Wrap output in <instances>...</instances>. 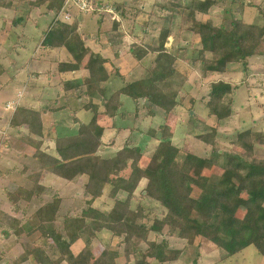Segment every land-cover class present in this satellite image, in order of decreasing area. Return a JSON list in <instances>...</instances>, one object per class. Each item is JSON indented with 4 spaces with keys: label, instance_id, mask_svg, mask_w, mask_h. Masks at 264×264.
<instances>
[{
    "label": "trees",
    "instance_id": "obj_1",
    "mask_svg": "<svg viewBox=\"0 0 264 264\" xmlns=\"http://www.w3.org/2000/svg\"><path fill=\"white\" fill-rule=\"evenodd\" d=\"M220 1L192 0L182 6V12L185 11L193 24L191 30L199 37L200 49L195 61L200 62L206 72L225 74L236 66L246 72L253 58L264 57V24L244 20L243 3L237 9L239 15L229 9L221 25H215L212 19H197V13H208ZM64 2L51 0V7L61 8ZM122 14L125 16V11ZM168 37L169 30H163L159 47L154 48L151 44L142 47L141 43L132 47L136 61L149 53L157 54L158 60L148 69L146 77L126 83L109 96L105 95V82L114 75L124 74L101 54H95L89 61L88 74L80 85H94L98 93L105 96L102 108L92 101L88 104L93 111L91 120L80 122L77 133L57 137L55 156L40 153L37 169L32 175L35 183L30 196L23 193L20 197L11 196V200L19 210V199L30 200L35 189L43 192L44 186L38 179L45 169L69 181L86 178L84 188L90 198L84 200L80 211L57 215L52 226L47 224L45 207L41 205L32 215L28 234L37 233L46 243L24 244V252L17 264L30 258L37 264L66 261V255L54 258L48 249H53L54 254L68 249L73 258L67 264H118L121 255L118 250L105 246L100 254L94 252L93 240L105 230L111 238H123L126 261L133 257L135 264H163L179 257L181 251L170 248L167 239L158 242L150 238V234H161L166 229L169 235L191 245L204 237L218 241L229 256L253 245L264 257V156L257 152L259 146L264 147V131L249 127L237 132L230 149H224L218 142V128L233 112L235 87L231 83L223 79L210 83L206 106L208 116L215 117L217 125L210 132L196 135L211 146L208 155L187 152L181 159V149L173 143V128L167 122L148 130V135L158 139L159 143L155 157L147 167L141 165L145 149L134 141L125 143L112 157L98 154L105 131L100 120L116 117L123 106L122 96L137 101L136 112L139 111V100L143 99L145 115L150 117L158 110L168 117L183 104L180 99L187 91L183 82L180 83L178 55L165 48ZM43 45L50 49L65 48L71 53L72 61L58 64L62 72L81 69L91 53L77 25L68 23L58 22L49 29ZM78 87L70 88L77 90ZM10 123L13 127L26 125L34 134L43 131L41 112L25 106L16 109ZM145 177L147 182L141 193L160 207L159 214L148 211L142 204L132 207L136 191ZM106 189L114 200L109 210L94 205ZM122 194L125 195L123 198ZM53 200L60 202L56 197ZM10 220L8 227L16 238L25 237L20 219ZM84 235H87L86 239Z\"/></svg>",
    "mask_w": 264,
    "mask_h": 264
},
{
    "label": "rangeland",
    "instance_id": "obj_2",
    "mask_svg": "<svg viewBox=\"0 0 264 264\" xmlns=\"http://www.w3.org/2000/svg\"><path fill=\"white\" fill-rule=\"evenodd\" d=\"M37 1V3L43 5L41 14L44 15L49 12L50 16L37 27L34 26V31H32L33 27L27 23L23 26H19V24L29 22L27 16L29 15L30 17V14L34 12L35 5H32L29 0H0V165H6L5 163H7L2 155L1 144L5 145V142H8L10 145H16V140L19 137L16 135L20 134L13 132L14 128L9 120L15 111L9 109L7 104L10 101L19 100L20 105H23L24 100L26 101L30 94L32 89H30V82L28 83V80L33 74L37 73L38 69L41 70L44 67V63L38 61L43 62L44 58L42 57H47L43 51L49 49L42 46L45 33L58 22H62L77 25L80 35H89L95 41L102 33L99 31L100 28L103 33L108 32L111 37H115L117 33H114V30H112L114 17L115 14L119 16V13L121 14L123 10L126 13L124 19L127 18V21L125 20L124 23L127 26H132L131 22L138 24V30L134 31V34L144 31V33L140 34L143 39L140 36H136L140 41L133 39L135 41L133 43L130 39L132 44L127 43L126 50L129 48V44L132 48L139 45V43L142 44V47H144L143 45L147 46V44H151L154 48L159 47L161 32L163 30H169V37L165 43V48L167 51L178 55L177 69L180 75V83L183 82V88L187 91L180 99L183 104L177 108L178 112H173L174 115L170 116V123L175 131L177 122L183 124L181 127L179 125L176 131L177 134L174 137L176 145L181 149L179 155L181 159L187 152H194L201 156H206L210 152L211 146L199 139L196 135L210 132L212 127H216L217 125L216 118L208 116V108L206 106L210 83L212 81L223 79L235 87L233 92V112L227 119L223 120L221 126L218 128V142L221 147L224 149L232 148V140L235 138L236 133L249 127L264 131V57L252 59L253 62H250L249 70L246 72L241 71L238 66L233 71L225 74L204 71L200 62L195 61L197 60L198 49H200L199 37L191 30L193 24L187 19L185 11L184 13L182 12V6L189 4L192 0H112L114 1L113 7L118 6V8H115V14L106 12L79 13L75 7H70L69 10L73 14V19L70 21H64V18L60 15L63 6L61 8H52L50 0ZM241 3L244 5V20L249 23L264 24V0H221L218 5L211 7L208 13H197L196 17L199 21L212 19L215 25H221L226 19V16H228L229 9L236 15H239L237 9ZM19 17L24 20H20L17 23L15 19ZM54 17L55 20H53ZM126 29L129 31L128 27ZM29 34L30 37L33 35L34 41L28 43L27 40H24V37ZM94 50L86 57L83 65H87L89 61L95 58L96 52ZM157 57L158 55L156 54L153 65L156 59L158 60ZM44 60L54 62L53 65L57 63L54 67H57L58 63H60L58 62V58H50V56ZM150 60L152 61L151 58ZM53 65L48 66L49 69L47 67L46 71H51ZM140 68V74L128 75L124 83H129L132 79H136L137 76L146 77L149 72L148 68L143 65ZM123 70L126 72V67ZM127 79L130 81H127ZM37 81L41 83V79L38 78ZM117 81L120 83L121 79L119 78ZM77 90L76 93H78ZM85 101L86 99L82 100L83 103ZM127 101L126 108L128 110L130 107L133 108L135 106L132 98L129 97ZM142 103L140 102L139 111L136 112L139 117L136 123H138L137 121L140 120L141 116L146 114L145 103ZM158 114L159 118L163 120L162 115H164V112L158 110ZM126 140H129V137L124 134L119 135V138H117V142H120V144ZM142 143L143 146L146 145L145 141ZM150 150L148 155L145 153L143 156L144 167L151 165L152 159H154L157 151L153 145ZM257 152L259 156H264V147L259 146ZM30 167V172L35 173V167L33 165ZM12 181L14 182L0 184V199L6 200L8 202V208H10V211L7 212L5 210L0 211V220L7 229V236L10 237L7 238V241L11 239L13 243V240L16 239L15 241L18 243L17 247H19L16 248V243L11 246V251L8 253L16 256L15 258H11L12 262H7L8 264H14L15 260L24 252V244L30 246L34 242L37 245H44L46 243L44 238L37 236V233L28 234L31 230L30 220L32 215L41 205L45 207L47 224L52 226L54 218L57 215L80 211L84 205V200L90 198L82 182H79L77 185L56 183L49 186L39 196L31 197V202L25 208L26 212H22L20 218H18L26 235L18 239L14 231L8 227V224L11 222L10 219L16 218L15 216L19 213L15 210V203L11 200V196L20 197L24 190H32L33 185L27 183V181H20L19 183L15 182L18 181L16 179ZM144 181L136 191V197L133 199L132 207L142 204L148 211L159 214L160 207L148 197H144L141 193L142 187L145 186L147 179H144ZM34 193L38 194L39 192L35 191ZM108 194V189H106L103 196L98 198L94 205L105 210L111 209L114 200ZM124 196V194L121 195L122 198ZM54 197L60 199V202H54ZM9 212L11 214H7ZM5 228L3 229L4 231L6 230ZM168 232V229H166L161 234H150L151 239L157 240L158 242L162 239H167L170 248L181 251L176 260L163 264H264V257L253 245L248 246L233 256H229L224 245L218 241H211L204 237L191 245L184 239L169 235ZM83 237L86 239L87 235ZM93 246L96 254H100L105 246H110L112 249L118 250L121 254L117 259L118 264H128V262L135 264L133 257H131L130 261H126L123 238L120 236L111 238V234L105 230L93 240ZM48 251L54 258L61 254L66 255V261L62 264H67L73 258L68 249L62 250L61 252L56 251V254L53 253V249H48ZM151 259L149 258V260ZM30 261L25 264H37L33 258Z\"/></svg>",
    "mask_w": 264,
    "mask_h": 264
},
{
    "label": "crops",
    "instance_id": "obj_3",
    "mask_svg": "<svg viewBox=\"0 0 264 264\" xmlns=\"http://www.w3.org/2000/svg\"><path fill=\"white\" fill-rule=\"evenodd\" d=\"M29 1L31 2L32 5H35L34 12L30 14V17L29 15L27 16L29 22H24L22 24H19V26H23L25 23H27L28 25L33 27L32 31H34V26L37 27L41 22L43 23L44 20L49 18L50 13L48 12L45 13L44 15L41 14V8L43 7V5L37 3L38 2L37 0H29ZM115 16L116 17L114 18V21L116 23H113L112 25V30L114 29V33H117L115 37H111V35L108 32L103 33L101 28L99 31L102 33L100 34V37H98L100 39L96 38V41L94 39L92 40V37L89 35L88 36L81 35L82 39L85 42V46L90 48L91 53L95 49L94 50L96 52L95 54H101L104 58L108 59L109 62L119 70V72L124 74L122 76L114 75L107 82H105L106 96H109L113 91L122 87L125 84L124 82H126V77L128 75L131 76L133 74L134 75L140 74L141 73L140 67L142 65L144 67H147L148 69L152 67L156 55L155 53H149L141 61L139 62L136 61L133 53L131 52L132 48L130 44L135 42L134 40L140 41V39H138L136 36H140V34L144 33V31L134 34V31L138 30L137 28L138 24L130 21L132 23V26L131 25L127 26L126 23H124L125 20L127 21V18L124 19L122 13L121 14L119 13V16L115 14ZM16 20L17 23H19L20 20H24V19L19 17L18 19H15V21ZM53 20H55V17ZM126 27H128L129 31H127ZM140 38L143 39V37L141 36ZM130 39L132 43L130 42ZM24 40L25 41L27 40L28 43L33 42L34 41L33 35L32 37H30V34L28 36H25ZM127 43L130 44H129V48L126 50ZM42 46L48 48L43 44ZM43 52L47 55V57L41 56L44 59L50 56V58L53 57L58 58V62L60 63L73 60L71 53H69L68 50L65 48H55V49L49 48L44 50ZM150 58L152 59V61L150 60ZM44 59L43 62L38 61L44 63V67L41 70L38 69L37 71L38 74L37 73L33 74V76L28 80V83L30 82L29 83L31 87L30 89H32L30 91V94L28 95L29 98L27 97L26 101L24 100L23 105H20L28 108H33L35 110H39L41 112V118L43 123L42 134L30 133L26 125L19 127L12 126L14 128L13 132L20 134L18 135L15 134L17 137L19 136L18 140H16L17 142L16 145L13 144L10 145V143L8 142H5V145L1 144V151L3 152L2 155L4 156L5 161L7 163H5L6 165H0V171H1L0 184L11 183L14 182L12 180L16 179L18 181L15 182L19 183L20 181L23 182L27 181V183L29 184L31 183V185L34 186L35 179L32 177V175L35 173L30 172L29 168H31L30 166L33 165V167L37 169L36 166H38V158L40 153L55 156L57 154L56 138L77 133L80 126V122L88 123L93 117V111L87 107L88 104L92 101L95 104L96 103L99 104L101 108L103 106L105 96L100 95L94 85H89V87H87L86 85L83 86L80 85L81 83H83V80L88 74L87 71L88 64L87 65L82 64V67L79 70L62 72L59 70L58 66L54 67L56 66L57 63L53 65L54 62H51L49 60L46 61ZM250 62H253V60ZM50 65H53L52 70L46 71L47 67ZM125 67L127 69L126 72L123 70V68ZM38 78L41 79V83L37 81ZM119 78L121 79L120 82L121 84L119 83V81H117ZM140 78L143 77L137 76V78L132 79V81L138 80ZM127 81L130 80L127 79ZM71 86H79L77 90L78 93H76V90H74V88L71 89L70 88ZM128 98H129L128 96H122L123 106L120 109L119 113L116 115V117L114 118L104 117L100 120V123L105 127V131L102 137L103 144L100 147L98 154H100L103 157L114 156L124 146V144L129 141H134L141 145L143 144L142 142L145 141L146 145L145 146L142 145V147L145 149L146 155H148L151 151L150 150L151 146L153 145L156 148L157 144L159 143L158 139L154 137H150V135H148V130L150 128L157 129L161 124L165 122L171 125L170 116L174 114L171 113L168 115V117L162 115L163 120H161L159 118L158 112L154 117L143 115L141 116L140 120L137 121L138 123H136L137 118H139L138 115L136 114L137 101L133 99L135 106L134 107L132 106L133 108L130 107V109L128 110V108H126V103L128 102L127 101ZM84 99H86V101L83 103L82 100ZM140 102L142 103L144 102V100L143 99L139 100L138 105H140ZM11 119H12V115L10 117L9 122L11 121ZM179 125L181 127V125L183 124L177 122L176 131L178 130ZM176 131L173 128L174 135L172 140L174 144H176L174 138L175 135L177 134ZM123 134L125 136H128L129 140H126L125 142L120 144V142L119 143L117 142V138H119V135H123ZM20 136L22 137L20 138ZM194 154L199 155L197 153ZM143 161H144V157L141 160L142 166H144ZM144 179L147 178L146 177L143 178L140 184H142ZM38 180L39 183L42 186H44L45 189L44 192H45L46 189L49 188V186L56 183L77 185L79 184V182H82L84 186L86 178L82 177L77 181H69L45 169L43 170ZM30 191L31 190H26V191L24 190L23 193L26 194L27 196H30ZM35 191H38L39 193L35 194L34 193ZM34 192L32 194V198L39 196V194L41 193L39 190H34ZM23 193L21 195H23ZM0 196H1V192H0ZM0 202H1L0 211L2 210H5L6 212L10 211L9 210L10 208H8L9 206L7 204L8 202H6V200L4 201L0 199ZM30 202H31V198L30 200H26L25 198L19 200L18 206L20 208L19 210L15 209L16 211L19 212L15 216L16 218H20L21 213L26 212L25 208L26 206L29 205ZM7 214H11V213L9 212ZM0 227L5 228L1 220H0ZM1 228H0V254H1L0 264H8L7 262H12L11 258H15L16 256L8 253L11 251V246L14 245V243H16L17 244L16 248L19 247H17L18 243L17 241H15L16 239L13 240V243L11 239L7 241V238H10L7 236L8 235L7 229L5 228L6 230L4 231L3 230L4 228L2 230ZM31 259L32 258L20 264L31 262L30 261ZM16 261L17 260H15L14 264H17ZM128 264L130 263L128 262Z\"/></svg>",
    "mask_w": 264,
    "mask_h": 264
},
{
    "label": "built area",
    "instance_id": "obj_4",
    "mask_svg": "<svg viewBox=\"0 0 264 264\" xmlns=\"http://www.w3.org/2000/svg\"><path fill=\"white\" fill-rule=\"evenodd\" d=\"M70 7H75L79 13L80 12L81 13H105L106 12V13L115 14V7H113L112 0H65L62 10L60 11V15L64 18V21H70L73 19V14L69 10ZM19 106H20L19 100L10 101L7 104V107L9 109H13L14 111H16V109Z\"/></svg>",
    "mask_w": 264,
    "mask_h": 264
}]
</instances>
